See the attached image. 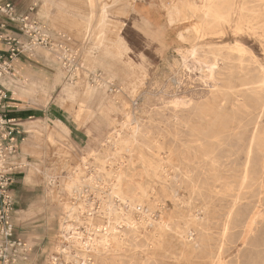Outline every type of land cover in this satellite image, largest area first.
I'll list each match as a JSON object with an SVG mask.
<instances>
[{"label": "rangeland", "instance_id": "1", "mask_svg": "<svg viewBox=\"0 0 264 264\" xmlns=\"http://www.w3.org/2000/svg\"><path fill=\"white\" fill-rule=\"evenodd\" d=\"M9 1L54 43L3 80L51 107L21 122L34 263L264 264V0Z\"/></svg>", "mask_w": 264, "mask_h": 264}, {"label": "built area", "instance_id": "2", "mask_svg": "<svg viewBox=\"0 0 264 264\" xmlns=\"http://www.w3.org/2000/svg\"><path fill=\"white\" fill-rule=\"evenodd\" d=\"M18 27L20 35L10 34L11 24ZM0 264H15L25 259L32 250L23 236L16 231V196L13 184L16 175L26 167L21 151L25 129L14 118L5 115L10 106L7 99L11 91L3 83L8 77H18L14 61L21 56L33 55L39 47L52 49L49 30L39 21L34 7L20 13L11 1L0 0Z\"/></svg>", "mask_w": 264, "mask_h": 264}, {"label": "crops", "instance_id": "3", "mask_svg": "<svg viewBox=\"0 0 264 264\" xmlns=\"http://www.w3.org/2000/svg\"><path fill=\"white\" fill-rule=\"evenodd\" d=\"M9 1V0H5ZM16 10L20 13L27 12L26 10H22L19 6H17ZM10 34L14 35H20V32L18 30V27L16 24L12 23L9 30L7 31ZM5 50V45L0 44V51ZM42 63L46 65L45 60L43 58ZM40 57L36 55V52L33 55H26V56H21L18 58L16 61H14V66L15 69L21 73L20 78L22 77H27L29 80L33 81V83H37L39 81L42 82L43 80L44 83H46L47 79L49 78L48 75H46L45 72L40 71L36 69L35 65L33 62H30L31 60H37L38 62L41 61ZM11 91L10 97L7 99V103L10 106L7 108L5 115L8 118H14L16 119L19 124L21 125V122L23 120H26L25 123L28 124V128L32 131V129H37L36 126H40L37 121H39V118H50L51 115V107H41L39 104L32 102L31 98L33 99H38L40 100L41 93L39 91L38 94L34 95L33 97L28 96V95H23V96H14V91L7 87ZM32 118H36V120H32ZM28 119V120H27ZM36 121V122H35ZM24 123V122H23ZM58 124L61 125L62 128L66 129L68 128L64 123L61 121H58ZM22 126V125H21ZM22 176L16 175L15 177V183L13 184V192L16 196V209L17 207H21V205H26L27 199L24 196V193L21 191L23 190L22 186ZM21 193V194H20ZM20 194V195H19ZM26 199V200H25ZM23 200H25L23 202ZM24 203V204H23ZM17 215V211L15 216ZM16 218L14 217V221ZM15 228L16 231L20 230L19 225L17 221H15ZM39 245V244H38ZM35 251H31L28 255V260L23 262V264H35L34 259L32 257L34 256L35 259H38L39 256V249L37 250V244L34 246Z\"/></svg>", "mask_w": 264, "mask_h": 264}, {"label": "bare ground", "instance_id": "4", "mask_svg": "<svg viewBox=\"0 0 264 264\" xmlns=\"http://www.w3.org/2000/svg\"><path fill=\"white\" fill-rule=\"evenodd\" d=\"M209 1H210V0H209ZM214 2H215V1H214ZM210 3H212V2H210ZM210 6H211V5H210ZM108 7H109V6H108ZM206 7H207V6H206ZM207 8H208V7H207ZM211 9H212V8H211ZM210 11H211V10H210ZM205 13H206V12H205ZM213 13H214V12H213ZM215 13H216V11H215ZM204 15H205V14H204ZM205 17H206V16H205ZM212 17H215V16H212ZM103 18H104V17H103ZM103 21H104V20H103ZM239 41H240V40H239ZM236 42H237V41H236ZM194 45H195V44H194ZM237 46H238V45H237ZM198 47H199V46H198ZM192 48H193V47H192ZM238 48H239V47H238ZM240 48H242V47L240 46ZM188 51H189V50H188ZM218 51H219V50H218ZM189 52H190V51H189ZM210 52H211V51H210ZM186 53H187V52H186ZM186 53H185V54H186ZM192 53H193V52H192ZM218 53H219V52H218ZM218 53H217V54H218ZM193 54H195V53H193ZM217 54H216V55H217ZM212 55H213V54H212ZM216 55H215V56H216ZM195 57H196V56H195ZM193 58H194V57H193ZM195 59H196V58H195ZM200 59H201V58H200ZM200 59H199V60H200ZM214 59H215V58H214ZM180 60H182V59H180ZM183 60H184V59H183ZM183 60H182V61H183ZM199 60H198V61H199ZM206 62H207V61H206ZM201 63H202V62H201ZM201 63H200V64H201ZM197 64H198V63H197ZM207 65H208V64H207ZM209 65H212V63H211V64L209 63ZM214 65H215V64H214ZM197 66H198V65H197ZM199 67H200V66H199ZM215 67H216V66H215ZM213 68H214V67H212L211 69H213ZM195 69H196V68H195ZM217 69H218V68H217ZM196 70L199 71V68L196 69ZM196 70H195V71H196ZM204 70H205V69H204ZM199 72H200V71H199ZM208 72H209V71H208ZM203 73H204V72H203ZM204 76H205V75H204ZM208 76H209V75H208ZM18 77H20V72H19V76H18ZM213 77H214V76H213ZM203 78H204V77H203ZM214 78H215V77H214ZM261 78H262V77H261ZM206 79H207V78H206ZM212 79H213V78H211V80H212ZM259 79H260V78H259ZM202 80H203V79H202ZM259 81H260V80H259ZM5 82H6V81H5ZM203 82H204V80H203ZM205 82H206V81H205ZM205 82H204V83H205ZM255 82H256V81H255ZM261 82H263V81H261ZM211 83H212V82H211ZM211 83H210V84H211ZM212 84H213V83H212ZM252 84H253V83H252ZM255 84H256V83H255ZM209 86H211V85H209ZM254 86H255V85H254ZM254 86H253V87H254ZM261 88H263V87H261ZM254 89H255V88H254ZM258 90H259V89H258ZM263 91H264V90H263ZM14 95H15V92H14ZM263 95H264V94H263ZM263 95H262V96H263ZM222 96H224V95H222ZM215 97H216V96H215ZM225 97H226V95H225ZM261 98H263V97H261ZM216 99H218V98L216 97ZM222 100H223V99H221V101H222ZM184 101H185V100H184ZM262 102H263V101H262ZM174 103H175V101H174ZM178 103H179V102H178ZM263 104H264V103H263ZM263 104H262V105H263ZM176 105H177V104H176ZM176 105H175V106H176ZM189 105H190V104H189ZM134 130H136V129H134ZM256 134H257V136H258V133H257V132H256ZM250 135H251V134H250ZM131 139H132V138H131ZM263 139H264V138H263ZM256 140H257V138H256ZM260 141H263V140H260ZM125 142H126V141H125ZM125 142H124V143H125ZM262 143H264V141H263ZM256 145H257V144H256ZM260 145H261V143H260ZM248 152H249V151H248ZM263 152H264V150H263ZM245 158H246V157H245ZM247 160H248V159H247ZM132 164H133V163H132ZM246 164H247V163H246ZM245 166H246V165H245ZM245 166H244V167H245ZM147 170H148V169H147ZM243 172H244V171H243ZM244 174H245V173H244ZM248 176H249V175H248ZM244 177H245V176H244ZM249 178H250V177H249ZM245 180H246V179H245ZM122 182H123V181H122ZM117 183H118V182H117ZM123 183H124V182H123ZM115 184H116V183H115ZM139 184H140V183H139ZM113 185H114V184H113ZM117 185H118V184H117ZM137 186H138V185H137ZM111 188L113 189V187H111ZM116 188H117V187H116ZM118 188H119V187H118ZM121 188H122V187H121ZM109 189H110V188H109ZM141 189H142V188H141ZM143 189H144V188H143ZM114 190H115V189H114ZM118 191H119V189H118ZM120 191H121V190H120ZM142 192H143V190H142ZM143 193H145V192H143ZM143 193H142V194H143ZM120 197H121V196H120ZM134 200H135V199H134ZM136 201H137V200H136ZM140 201H141V200H140ZM126 203H127V202H126ZM132 205H133V204H132ZM114 212H115V211H114ZM118 213H119V212H118ZM116 214H117V212H116ZM123 214H124V213H123ZM124 217H125V216H124ZM127 217H128V216H127ZM105 225H106V224H105ZM129 226H130V225H129ZM134 227H135V225H134ZM97 230H98V229H97ZM100 231H101V230H100ZM100 231H98V232H100ZM115 232H116V230H115ZM103 236H104V235H103ZM116 236H117V235H115V237H116ZM115 237H114V238H115ZM118 237H119V235H118ZM73 238H74L76 241H79V240H78L79 237L76 236L75 233H74V237H73ZM80 238H81V237H80ZM98 238H99V237H98ZM100 238H101V237H100ZM93 240H94V239H93ZM113 240H114V239H113ZM80 242H81V241H80ZM91 242H92V241H91ZM98 242H99V241H98ZM100 242H101V241H100ZM84 243H85V242H84ZM89 244H90V242H89ZM91 244H92V243H91ZM93 244H94V243H93ZM97 244H98V243H97ZM94 245H95V244H94ZM100 245H101V244H100ZM88 246H89V245H88ZM102 246H104V245L102 244ZM106 246H107V245H106ZM96 248H97V247H96ZM104 248H105V247H104ZM85 253H86V252H85ZM91 255H92V254H91ZM87 262H88V261H87Z\"/></svg>", "mask_w": 264, "mask_h": 264}]
</instances>
